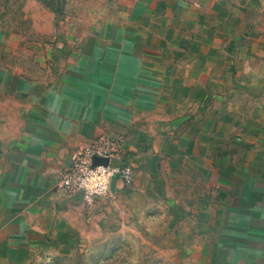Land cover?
<instances>
[{
  "label": "crops",
  "instance_id": "0c3cea01",
  "mask_svg": "<svg viewBox=\"0 0 264 264\" xmlns=\"http://www.w3.org/2000/svg\"><path fill=\"white\" fill-rule=\"evenodd\" d=\"M11 39L0 23V264L101 234L191 264H264V0H103ZM56 29V30H57ZM122 134L131 183L90 207L56 173Z\"/></svg>",
  "mask_w": 264,
  "mask_h": 264
},
{
  "label": "rangeland",
  "instance_id": "374dc122",
  "mask_svg": "<svg viewBox=\"0 0 264 264\" xmlns=\"http://www.w3.org/2000/svg\"><path fill=\"white\" fill-rule=\"evenodd\" d=\"M103 0H0V23L7 38L51 37L58 24L73 19L98 20ZM57 29V30H56ZM158 239L144 234L121 238L101 234L92 240L64 242L32 252L12 264H191Z\"/></svg>",
  "mask_w": 264,
  "mask_h": 264
},
{
  "label": "built area",
  "instance_id": "2783aa9c",
  "mask_svg": "<svg viewBox=\"0 0 264 264\" xmlns=\"http://www.w3.org/2000/svg\"><path fill=\"white\" fill-rule=\"evenodd\" d=\"M124 137L122 134L101 135L93 143L71 152L70 164L56 173L60 193L78 194L82 204L90 207L109 193L114 180L133 182V165L123 157ZM96 156L107 158V162L94 164Z\"/></svg>",
  "mask_w": 264,
  "mask_h": 264
},
{
  "label": "water",
  "instance_id": "95a60500",
  "mask_svg": "<svg viewBox=\"0 0 264 264\" xmlns=\"http://www.w3.org/2000/svg\"><path fill=\"white\" fill-rule=\"evenodd\" d=\"M107 162V158H104V157H94L93 158V163L96 164V163H106Z\"/></svg>",
  "mask_w": 264,
  "mask_h": 264
}]
</instances>
